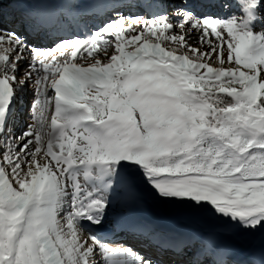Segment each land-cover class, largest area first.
<instances>
[{"label": "snow or ice", "instance_id": "6c2138e0", "mask_svg": "<svg viewBox=\"0 0 264 264\" xmlns=\"http://www.w3.org/2000/svg\"><path fill=\"white\" fill-rule=\"evenodd\" d=\"M242 3L238 22L228 0H0V264H164L106 242L110 208L149 195L213 221L157 233L171 264H264V33Z\"/></svg>", "mask_w": 264, "mask_h": 264}, {"label": "rangeland", "instance_id": "374dc122", "mask_svg": "<svg viewBox=\"0 0 264 264\" xmlns=\"http://www.w3.org/2000/svg\"><path fill=\"white\" fill-rule=\"evenodd\" d=\"M262 27H264V26H262ZM263 30H264V28L263 29H258V30H255L254 31V33H257V34H260V33H264L263 32ZM209 32H210V29H209ZM209 39H210V41H211V43L213 44V45H215V44H218V43H220V41H218L217 39H216V37H213V36H209ZM191 43V42H190ZM192 45L194 46V47H198L199 49H200V51H202V52H210L211 51V48L209 47V45H205V44H200V43H198V42H195V43H192ZM201 45H203L202 47H201ZM164 46V45H163ZM171 47H173V45H171V44H168V48H171ZM222 49H224L225 51H223V58L226 60V57H227V52H226V49H227V43H223V44H221L220 45V47H218L217 49H216V53H213V58L211 59V60H209L208 59V57L207 56H205L204 57V61H206L207 63H209V64H211L213 67H220L221 65H219L217 62H215V57H216V54L217 53H220L221 52V50ZM128 50H132V48H127V51ZM179 50V51H178ZM178 50H177V53L176 54H182V53H184L185 51H186V49H184V48H178ZM179 52V53H178ZM115 53V49H114V47H110L109 49H108V55L107 56H102L101 57V55L103 54V55H105L103 52H101V53H99V59H100V61H101V64H103V63H105V62H108L109 60H110V55L111 54H114ZM190 54V53H189ZM191 55V54H190ZM197 55H199V53H197ZM81 59V58H80ZM90 59H93V57L91 56V57H88V62L89 61H92V60H90ZM87 62V63H88ZM86 63V64H87ZM82 64H84V63H82ZM223 67L224 68H234V67H239V66H237V65H235V63H234V60H233V62L230 64V63H225L224 65H223ZM240 70H242V71H247V69H243V68H241ZM202 72L203 71H206V70H201ZM260 76L262 77V78H264V72H262L261 74H260ZM31 88H32V86H31ZM260 179H264V178H260ZM205 203V202H204ZM205 205L207 206L208 204H207V202L205 203ZM84 238V237H83ZM85 239V238H84ZM87 239V238H86Z\"/></svg>", "mask_w": 264, "mask_h": 264}, {"label": "bare ground", "instance_id": "6f19581e", "mask_svg": "<svg viewBox=\"0 0 264 264\" xmlns=\"http://www.w3.org/2000/svg\"><path fill=\"white\" fill-rule=\"evenodd\" d=\"M214 15H216V13H214ZM217 19H220V18H218L217 17ZM263 23H264V21H263ZM263 26V25H262ZM261 26V27H262ZM259 27V26H258ZM255 30H257V27L256 28H254L253 29V31H255ZM211 31V30H210ZM218 31H220V33H221V40H223V41H228V42H230L231 41V37H228V35H227V33H226V31L225 30H223V29H218ZM210 40V39H209ZM191 43H195V42H197L196 41V39L195 38H193L191 41H190ZM203 44H205L206 46L208 45V43H203ZM163 46V45H162ZM203 45H201V47H202ZM179 51V50H178ZM179 53V52H178ZM31 88V87H30ZM30 88H27V91L25 92V94L26 95H28V94H30V92L32 91ZM150 197H152V196H150ZM152 199L155 201V203L157 204V205H159V199H155V198H153L152 197ZM164 203V202H163ZM165 204V206H166V208H168V209H171V210H175L177 207L175 206V205H173V204H168V203H164ZM118 207H120V206H118ZM206 207H210V205H207ZM177 212H178V210H177ZM208 218V216H204L203 217V219H207ZM138 219H134V221H137ZM197 220V219H196ZM138 222V221H137ZM88 234L86 233V232H83L82 233V239H84L86 236H87ZM263 236L264 235H260V239L261 240H264L263 239ZM84 237V238H83Z\"/></svg>", "mask_w": 264, "mask_h": 264}, {"label": "clouds", "instance_id": "9594fccd", "mask_svg": "<svg viewBox=\"0 0 264 264\" xmlns=\"http://www.w3.org/2000/svg\"><path fill=\"white\" fill-rule=\"evenodd\" d=\"M259 3H260V0H256V8L254 9V11H256V13H257V10L259 8Z\"/></svg>", "mask_w": 264, "mask_h": 264}]
</instances>
